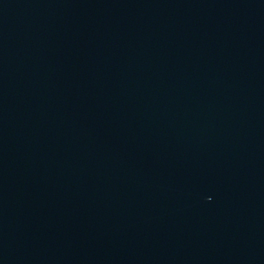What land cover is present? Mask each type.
I'll return each mask as SVG.
<instances>
[{
    "label": "water",
    "instance_id": "95a60500",
    "mask_svg": "<svg viewBox=\"0 0 264 264\" xmlns=\"http://www.w3.org/2000/svg\"><path fill=\"white\" fill-rule=\"evenodd\" d=\"M0 264H264V0H0Z\"/></svg>",
    "mask_w": 264,
    "mask_h": 264
}]
</instances>
